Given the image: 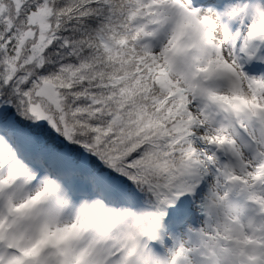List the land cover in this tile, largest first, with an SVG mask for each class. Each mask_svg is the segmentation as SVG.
Instances as JSON below:
<instances>
[{"label":"snow or ice","instance_id":"6c2138e0","mask_svg":"<svg viewBox=\"0 0 264 264\" xmlns=\"http://www.w3.org/2000/svg\"><path fill=\"white\" fill-rule=\"evenodd\" d=\"M0 264H264V0H0Z\"/></svg>","mask_w":264,"mask_h":264}]
</instances>
